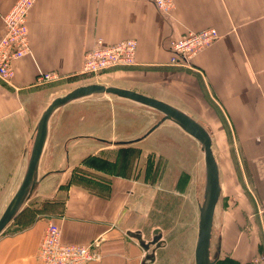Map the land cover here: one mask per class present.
Segmentation results:
<instances>
[{
	"label": "crops",
	"instance_id": "obj_1",
	"mask_svg": "<svg viewBox=\"0 0 264 264\" xmlns=\"http://www.w3.org/2000/svg\"><path fill=\"white\" fill-rule=\"evenodd\" d=\"M15 1L0 0V39L2 16ZM28 27L31 55L14 63L10 85L0 80V217L24 176L41 115L61 97L59 87L80 74L86 52L98 39L106 45L134 39L136 64L113 68L98 78L165 102L210 132L221 185L212 254L215 246L218 261L224 257L235 264H254L264 257V221L255 215L257 204L264 202V0H176L170 13L147 0H38ZM208 28L220 34L213 46L193 58L190 67L171 64L170 39ZM42 72L58 73L63 80L38 86ZM105 96L71 102L51 117L38 168L42 174L38 173L31 197L0 234V264H38L49 221L61 228L64 242L97 245L100 260L87 264L144 263L146 251L128 233L141 231L145 240H151L153 231L162 227L147 217L145 191L139 190L146 175L136 163L146 155L142 144L165 125L183 139L193 138L172 122L130 144L119 143L147 132L131 140L117 138L116 121L109 136L84 131L66 135L63 130L72 123L63 119L64 113L83 102L157 116L143 105L115 96L105 101ZM169 140L159 134L157 143ZM94 146L97 149L89 152ZM64 158L69 168L46 170L47 164ZM184 172L190 180L189 170ZM186 188L190 194V184ZM193 218L187 220V235L192 237ZM148 225H153L150 232ZM175 237L163 228L165 242L151 247L149 254L155 251V260L146 264H173ZM194 251L187 264H194Z\"/></svg>",
	"mask_w": 264,
	"mask_h": 264
},
{
	"label": "rangeland",
	"instance_id": "obj_2",
	"mask_svg": "<svg viewBox=\"0 0 264 264\" xmlns=\"http://www.w3.org/2000/svg\"><path fill=\"white\" fill-rule=\"evenodd\" d=\"M81 73L80 70V74L76 78L65 81L66 84L59 87V95L64 96L86 83L99 82L104 83L103 85L106 86L111 85L108 82H102L101 78H98L99 76L96 79ZM111 96H105V101H109L107 97ZM72 106L69 111L64 113L63 117V119H67L68 122L72 123L69 125L68 130H63L66 135L75 131H84V133L109 136L111 132L109 128L112 127V122L116 121V137L131 140L144 135L150 129L149 127H152L161 117L159 113H155L157 116L154 117L139 110L130 111L119 105L112 106L98 102H83ZM132 106L134 105L132 104ZM159 134H162V136L168 135L170 140L165 144L157 143ZM180 136L165 125L164 129L152 135L147 143L142 144L146 155L136 162L138 170L143 169L144 172L146 171L145 186H141L142 189L139 190L145 191L142 199L148 202L149 214L147 217L153 224L157 223L162 228L171 230L172 234L177 236L175 241L172 242L173 245H171L173 264H183L185 261L187 264V256H190V259L192 258V251L195 249L194 244L196 245L197 241L199 205L202 203L205 193V163L200 144L196 140L183 139ZM60 148L62 146H57V150H60ZM95 149L97 148L94 146L89 148L88 151L92 152ZM66 162L65 158L60 162H50L47 164L46 170H62L67 165L69 168V162L68 164ZM186 169L190 172V180L186 179L184 174ZM38 173L42 174L39 169ZM187 183L190 184V194L186 192ZM152 203L157 204L160 208L156 209L155 205L151 206ZM162 205L164 211L161 213ZM192 217H194L195 228L193 237L189 233L187 235V220L190 218L191 222ZM152 227L153 225L147 226L149 232ZM160 246H162V243ZM213 250L216 254L215 246H213ZM214 254L213 256H215ZM221 260L224 262H220ZM221 260L216 264H233L230 259L223 257Z\"/></svg>",
	"mask_w": 264,
	"mask_h": 264
},
{
	"label": "built area",
	"instance_id": "obj_3",
	"mask_svg": "<svg viewBox=\"0 0 264 264\" xmlns=\"http://www.w3.org/2000/svg\"><path fill=\"white\" fill-rule=\"evenodd\" d=\"M38 0H16L10 10L2 16L4 34L0 39V80L10 85L15 76L14 63L31 55L28 19L33 6ZM159 11L170 13L176 0H147ZM220 38L215 28L200 31H187L179 39L169 40L171 64L178 67H190L193 58L213 46ZM138 43L134 39L123 40L113 45H106L98 39L93 48L86 52L81 74L97 77L116 67L136 64ZM58 73L42 72L36 79V85L43 86L58 81ZM255 215L264 221V202L257 204ZM97 245H76L64 242L61 228L49 221L38 252V264H87L100 260ZM264 261L257 258L254 264Z\"/></svg>",
	"mask_w": 264,
	"mask_h": 264
},
{
	"label": "water",
	"instance_id": "obj_4",
	"mask_svg": "<svg viewBox=\"0 0 264 264\" xmlns=\"http://www.w3.org/2000/svg\"><path fill=\"white\" fill-rule=\"evenodd\" d=\"M97 95L120 97L148 107L161 115L160 119L143 137L130 142H120L119 144L137 142L152 133L165 122L176 124L200 144L205 163V193L203 201L199 205L198 235L194 251V264H216L218 259L213 256L211 247L214 215L221 197V185L219 166L212 149L210 132L191 116L165 102L147 97L132 90L103 84L92 83L79 86L68 94L55 98L45 109L35 129L24 176L18 189L0 217V234L17 216L38 184L39 163L48 136L49 122L53 114L71 102ZM128 234L138 239L141 246L146 251L147 254L143 264H146V262H153L155 260V251L151 254H149V251L152 246L159 248L160 244L163 243L160 230L155 229L153 231L151 240H145L142 237L141 231L134 233L129 232Z\"/></svg>",
	"mask_w": 264,
	"mask_h": 264
},
{
	"label": "flooded vegetation",
	"instance_id": "obj_5",
	"mask_svg": "<svg viewBox=\"0 0 264 264\" xmlns=\"http://www.w3.org/2000/svg\"><path fill=\"white\" fill-rule=\"evenodd\" d=\"M160 204H162V203H160ZM163 211H164V210H162V211H161V213H162ZM157 229H159V230H160V232H161V234H162L163 228H161V229H160V228H157ZM162 241H163V243L165 242V240H164V239H162ZM163 243H162V244H163Z\"/></svg>",
	"mask_w": 264,
	"mask_h": 264
},
{
	"label": "trees",
	"instance_id": "obj_6",
	"mask_svg": "<svg viewBox=\"0 0 264 264\" xmlns=\"http://www.w3.org/2000/svg\"><path fill=\"white\" fill-rule=\"evenodd\" d=\"M219 261H220V260H219ZM219 261H217V262H219ZM220 262H224V261L221 260ZM231 263H233V261H231ZM233 264H235V263H233Z\"/></svg>",
	"mask_w": 264,
	"mask_h": 264
}]
</instances>
